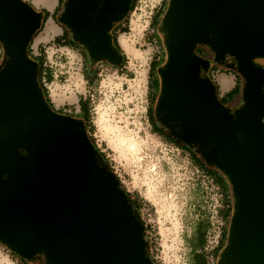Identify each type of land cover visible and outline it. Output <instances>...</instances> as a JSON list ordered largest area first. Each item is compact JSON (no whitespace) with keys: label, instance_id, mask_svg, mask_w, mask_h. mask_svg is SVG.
Instances as JSON below:
<instances>
[{"label":"water","instance_id":"95a60500","mask_svg":"<svg viewBox=\"0 0 264 264\" xmlns=\"http://www.w3.org/2000/svg\"><path fill=\"white\" fill-rule=\"evenodd\" d=\"M132 0H64L56 20L90 61L119 64L111 29ZM0 0V243L43 264H152L137 207L84 122L58 113L27 55L42 13ZM165 62L154 117L178 141L218 166L233 205L217 264H264V0H168L160 21ZM230 58L243 79L234 108L205 74Z\"/></svg>","mask_w":264,"mask_h":264},{"label":"rangeland","instance_id":"374dc122","mask_svg":"<svg viewBox=\"0 0 264 264\" xmlns=\"http://www.w3.org/2000/svg\"><path fill=\"white\" fill-rule=\"evenodd\" d=\"M27 1L33 3L32 0ZM53 2V5H48L50 10L44 5H34L52 12L60 6L58 0ZM167 4L168 0H163L165 9L157 13L159 22L153 28L156 43H150L147 36L138 38L137 28L136 32L118 33L117 39L121 40L120 44L126 51V62L124 60L120 66L91 62L80 47L55 43L54 39L61 34L55 33L52 19L62 31L64 29L56 20L60 11L54 17L49 16L47 22L45 20L46 24L44 22L31 46L35 47L41 39V49L35 53H44V67L52 70L53 79L45 86L55 108L73 105L78 111L79 97L88 98L85 133L104 154L123 187L135 197L140 216L147 225L145 234L154 264H188L185 239L196 219L202 213L215 214L214 211L224 203L232 206L233 198L229 186L223 196L206 189L201 169L191 162L193 149L178 148L155 133L148 120L147 109L151 106L148 85L151 77L157 76L149 72L150 62L157 50L166 58L160 19ZM146 19L144 16L134 18V26L141 27ZM48 28H53L49 34L46 33ZM3 56L4 48L0 43V63ZM210 59V64L217 69L211 76L218 85V91H222L218 78L222 70L237 78L242 91L243 79L237 71L230 67L227 69L228 62L224 64L223 61H213L212 57ZM240 102L241 92L228 107L234 108ZM65 112L70 113L69 108ZM121 138L125 139L124 143ZM128 140L135 143V151L127 147ZM220 220L222 230L227 229L230 220ZM225 244L215 258V264ZM0 264H43V261L21 259L0 243Z\"/></svg>","mask_w":264,"mask_h":264},{"label":"trees","instance_id":"16d2710c","mask_svg":"<svg viewBox=\"0 0 264 264\" xmlns=\"http://www.w3.org/2000/svg\"><path fill=\"white\" fill-rule=\"evenodd\" d=\"M63 1L64 0H58L60 6L55 7L52 12L48 11L45 8L37 9L38 11H40L42 13V18L40 20V26L31 35L30 40L27 44L26 52H27V55L31 59L35 60L38 63V76H37L38 82H39V85L41 86L43 95H44L47 103L51 106V108L58 113L67 114V115H71L73 117H76L77 119L82 120L84 122V125H86L87 117L89 115L88 98L82 97V96L79 97V99L77 101V104L79 107L78 111L74 110L73 105L69 106V107L63 106L61 108H55L53 106L51 100H50L47 88L45 86V83L51 82L53 79L52 70L48 66L44 67V53L40 52L38 55H34L32 53V49L30 47L34 37L42 29L45 20L49 16L54 17L59 13V11L61 12ZM134 1L135 0H132L129 10H131L133 8ZM164 9H165V6L163 7V10ZM158 17H159V14L156 13L152 19L151 26L153 28L155 27V25H157V22H159ZM126 18H127V15L120 22H117L116 24H114L113 28L110 31L111 37H112V43L115 46V48L117 49L118 53L121 55L120 64H117V65L116 64H110L107 61H103V60H100L97 62H103L105 64H108L110 66H115V67L120 66L124 60L126 62L125 54L122 52V49L120 48V46L118 45V42H117L118 33L127 31V27L125 25ZM160 21H161V19H160ZM54 42L59 44V45H67L70 47H80L83 49V53H84L83 55L88 60H90L86 50L71 38L69 31L65 27H64L61 35H59L58 37H56L54 39ZM195 52L198 55H200L201 57L208 58V59H210L212 57V59H213V55H212L210 49L205 45H197L195 48ZM165 59L166 58L161 55L157 59H153L150 62L149 72L155 73L157 75V76L151 77V81L148 85L149 89H150V91H149L150 92V101L149 102L153 103V104L156 102V99H157V96H158V93L160 90V77L157 73V69L165 62ZM213 61H214V59H213ZM211 62H212V60L210 59V63ZM224 64H226V63H224ZM228 68L229 67H227V69ZM215 70H217L215 68V65L210 64V67L205 72V74L208 75L212 79V81L214 82V84L216 86V91H217V95H218L219 100L224 105L228 106V104L234 102L236 100V97L239 96V94L241 92V87L239 85V82H236V84L233 88H231L229 91L224 93V95L219 96L218 85H217L216 81H214L212 76H211L212 72H214ZM222 72H226V70H222ZM157 82L159 83V85ZM153 104H152V106H149L147 109L148 120L152 126V130L155 133L165 137L167 140L171 141L178 148H181L182 150L187 149L188 147L186 145H184L180 141L176 140L170 134L169 131L165 130V128L162 125L161 126L164 128V130L167 132V134L164 133L162 127H160L156 124L155 117H154ZM67 108H69L70 113L65 112L67 110ZM87 138L94 144V142L92 141V139L90 137H88V135H87ZM95 147L99 150V148L97 146H95ZM100 153L102 154L103 158L105 159L106 163L108 164L107 159L104 156V154L102 152H100ZM191 160H192L191 162L194 166L200 168L208 177H210L214 181V183L216 185L219 186V188L222 190L223 193H226L228 186L230 188V183L227 179V176L222 172V170L218 166L214 165L213 163H208V162L204 161L200 155H198L197 153H194V152L192 154ZM111 170H112V168H111ZM122 187H123V185H122ZM126 193H127V195H129V197L133 201L134 205L138 209V205H137V201H136L135 197H133L131 195V193L128 192L127 190H126ZM138 212H139V210H138ZM219 214L223 220H225V221H227V219L230 220V217L232 214V206L229 204H225L221 208V210L219 211ZM209 227H210L209 213L200 214V216L194 222V225L192 227L190 235H188L185 239L187 250H188L187 251L188 252V264H209L208 260H207V254L203 250V247L206 243V234H207ZM146 230H147V225L145 226V231ZM227 231H228V227H227V229L223 228V230L221 232L220 239H219L217 245L212 250L213 256L217 257L221 247L223 246V244L226 243V242L224 243V240H226L225 235L227 236ZM148 244H149V240H148ZM152 263H153V260H152Z\"/></svg>","mask_w":264,"mask_h":264},{"label":"built area","instance_id":"2783aa9c","mask_svg":"<svg viewBox=\"0 0 264 264\" xmlns=\"http://www.w3.org/2000/svg\"><path fill=\"white\" fill-rule=\"evenodd\" d=\"M163 0H135L133 8L128 11L127 18L125 21V25L127 27V31L123 33H128L130 31L136 32L135 28L138 29L136 32L138 34V38L144 39L145 36H147V40L153 43H156V39L153 36V27L151 26L152 19L154 15L161 10H163L162 7ZM141 16L146 17L147 19L144 20V24H141V27H135L133 23L134 18H141ZM155 54H159V51L157 50ZM159 57V56H158ZM196 167V166H195ZM198 168V167H196ZM200 169V168H198ZM197 169V170H198ZM202 171V170H201ZM203 181H206L205 188L213 190L216 194L219 192L220 196H223L224 193L219 188L218 185L214 183V181L208 177L203 171ZM224 197H222V200ZM225 205V203L222 205V207ZM221 207V208H222ZM220 209H216L214 213H209V219H210V227L206 234V243L203 247L204 252L207 254V260L209 264H215V256L212 255V250L217 245L221 232H222V221L220 220ZM222 219V218H221ZM154 264V262L152 263ZM217 264V263H216Z\"/></svg>","mask_w":264,"mask_h":264},{"label":"crops","instance_id":"0c3cea01","mask_svg":"<svg viewBox=\"0 0 264 264\" xmlns=\"http://www.w3.org/2000/svg\"><path fill=\"white\" fill-rule=\"evenodd\" d=\"M53 0H49V4H51V5H53ZM55 3H57V0H56V2ZM47 9L48 10H50L48 7H47ZM50 17H52V16H50ZM50 19H52V18H50ZM46 22H47V20H46ZM46 22H45V24H46ZM52 23H53V26H55L54 27V31H56L55 33L58 35V34H61L62 33V30L54 23V21H53V19H52ZM60 30H61V32H60ZM54 33V34H55ZM46 39V38H45ZM42 41H41V39L39 40V41H37L36 43H35V47H32V46H30L31 47V49H32V53L34 54V55H37L36 53H35V51L37 52L39 49H40V43H41ZM117 42H118V45L120 46V48L122 49V52L125 54V50L123 49V47H122V45L120 44V41L117 39ZM160 54H162V53H160V51H159V54H154V58L153 59H157L158 58V56H160ZM219 80H220V82H221V90L222 91H220L219 92V96H222V95H224V93H226L227 91H229L231 88H233L234 86H235V84H236V82H237V78L236 77H231V76H228V74H226L225 72H222V73H220V75H219ZM229 105V104H228Z\"/></svg>","mask_w":264,"mask_h":264},{"label":"bare ground","instance_id":"6f19581e","mask_svg":"<svg viewBox=\"0 0 264 264\" xmlns=\"http://www.w3.org/2000/svg\"><path fill=\"white\" fill-rule=\"evenodd\" d=\"M33 1V3L35 4V5H44V6H46V7H50V6H48L49 5V3H48V1H46V0H32ZM53 29V28H52ZM52 29H50V28H48L47 30H46V33H50L51 32V30ZM45 33V34H46ZM121 41V40H120ZM120 141L122 142V143H124L125 142V139L124 138H121L120 139ZM129 141V140H128ZM127 147L132 151V150H136V145H135V143L134 142H132L131 140L128 142V144H127ZM139 150V149H138Z\"/></svg>","mask_w":264,"mask_h":264},{"label":"flooded vegetation","instance_id":"af4514ba","mask_svg":"<svg viewBox=\"0 0 264 264\" xmlns=\"http://www.w3.org/2000/svg\"><path fill=\"white\" fill-rule=\"evenodd\" d=\"M81 49H82V48H81ZM82 51H83V49H82ZM223 62H224V63H227V62H228V63H231V60L229 61V58H226V59H224ZM256 63L264 66V59H257V60H256ZM150 104H151V106H152L153 103H150ZM153 107H155V103L153 104ZM155 121H156V120H155ZM156 124H157L158 126L162 127L157 121H156ZM163 127H164V126H163ZM163 127H162V128H163ZM164 128H165L166 131H168L166 127H164ZM164 128H163V131H164L165 134H167V132L164 130ZM194 153H195V152H194ZM21 259H22V258H21ZM37 259L42 261L41 258H37Z\"/></svg>","mask_w":264,"mask_h":264}]
</instances>
